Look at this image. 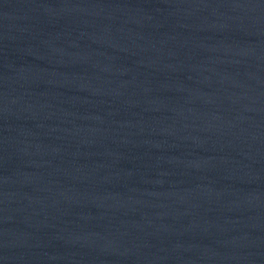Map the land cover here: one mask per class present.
<instances>
[{"label": "water", "instance_id": "obj_1", "mask_svg": "<svg viewBox=\"0 0 264 264\" xmlns=\"http://www.w3.org/2000/svg\"><path fill=\"white\" fill-rule=\"evenodd\" d=\"M0 264H264V0H0Z\"/></svg>", "mask_w": 264, "mask_h": 264}]
</instances>
